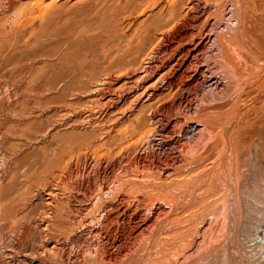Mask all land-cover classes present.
I'll list each match as a JSON object with an SVG mask.
<instances>
[{
  "label": "rangeland",
  "instance_id": "rangeland-1",
  "mask_svg": "<svg viewBox=\"0 0 264 264\" xmlns=\"http://www.w3.org/2000/svg\"><path fill=\"white\" fill-rule=\"evenodd\" d=\"M188 4L187 0H184L174 9L175 17H173L174 19L171 21V24L174 21L178 23L183 18L186 19L184 15L188 14V7H190ZM198 4L199 9L210 8L212 17L209 11V13H206L208 15H204L205 19L202 18L201 23H208L210 25V29H212V33L211 31L210 33L213 40L217 33L221 35L225 33H230L229 35L235 34L237 38L241 32L243 36L242 38H238H241L240 41L245 40L241 42L245 44L246 38L249 39L248 43L243 45L246 47V52L248 49L250 51L255 49V52L258 51L257 53H260V58L264 56V0H201ZM163 5L164 1L162 0H146L144 3L140 2V0H0V180H2L0 181V186L5 185L7 187L4 186L8 199V204H6L8 206L7 210L2 215L0 214L1 217H5V220L0 221V264H50V262L51 264H57L56 261H59L58 264H95L94 256L92 257L94 261L91 258L94 253L92 252L93 254L89 255L90 253L88 254V252L94 251L97 248L104 253L101 255L103 257L102 261H100V255H97L99 256V260L96 264H175L176 262L180 264H264L263 57L262 61L259 58V70H256L257 73H254V77L247 74L249 76L246 78L247 76L244 74V76H241V79L240 75H237L238 78L244 79L246 82V85H244V80L240 81L241 84L235 77L232 78L233 76L230 75L229 71H226L227 69L225 70L224 67L220 66V58L214 43L211 42L212 46L210 47L209 45V49L207 48L202 57L194 58L192 55H196L195 53L190 56L186 54L193 44L191 43L192 40L189 39L191 31H189L188 26L185 24L179 23L180 26L178 25L179 27L174 29L172 34L167 37L162 34L163 30L161 28L148 32L154 20L152 17L155 16L157 18L159 16V14L155 15V13ZM116 6L118 7L117 9H115ZM177 19L178 22L176 21ZM243 37L245 38L243 39ZM179 41H182V43ZM249 43L253 45L252 47H255L256 44V47L251 48ZM249 45L250 47L248 48ZM250 53H248V56ZM195 65L199 66L196 67L197 70ZM195 78H199L200 82ZM134 79L137 83H135ZM42 81L44 82L42 83ZM63 82L65 83L63 84ZM234 82H236L235 86ZM48 83L57 86L58 84L59 86L69 85L64 89L68 91L62 90L63 97H61V103L59 101L51 104L47 103L46 105L48 108H51L54 104L57 107L59 106V112L56 111L54 113V119H58L57 117H59V124L51 130V133L58 135L63 148L60 159V170L55 171V173L57 172L55 174L56 178L52 180L47 177V181H50L49 186L47 185L44 189H40L42 191L37 194L39 187L37 182L40 181V175L37 173L39 170V149L36 150V148H39L45 142L41 140L42 134L38 135L36 133L34 134L35 136L30 135L32 137L26 138L30 130L28 128L25 129L26 127L17 126L16 128L11 119H16L17 115L23 110L30 114L28 116L36 113L34 115L42 117L43 110L37 105V101L39 98L46 96L47 92L49 94L50 91H43L39 86H44L45 84L47 88L49 87ZM134 83L136 84L135 86L138 84L139 86H133ZM153 85L155 87L158 86L157 89L159 88L157 92L159 96L156 94L157 96L154 95V98L148 94V91L152 87L155 88ZM238 85H242L240 86L241 88H238ZM170 86H173L172 90ZM196 86L199 87L197 94H195L196 92H192L196 90ZM231 87H237V90H234L235 88L231 90ZM225 90L228 94L225 93ZM142 91L145 93L143 92L144 94L142 93L141 95ZM36 92L37 94L41 92L42 96H40L41 93L36 95ZM69 93L73 95L71 96ZM170 96L175 97L170 98ZM187 100L189 102L192 101L189 103L186 102ZM179 101L183 102V105L192 104V111H186L189 112L186 113V116L189 114L187 117L185 116V112L182 111L185 108H175L178 103L180 104ZM62 103L65 106H62ZM73 103L76 104V108L72 106L75 105ZM77 104L80 105L78 106ZM166 105L171 110L174 108L177 109V112L182 111L183 113L180 112L179 114V112H174L175 110L169 111V108L167 111L164 109ZM227 105L233 108V110H230ZM80 106H83V108ZM72 107L73 109L75 108V111L71 109ZM85 108L88 111L84 110ZM159 109L161 113L157 112ZM226 109L227 111H225ZM66 112L70 114L67 115ZM198 112H200L202 117H199V114L197 115ZM205 112L209 113V115L211 113L212 118L214 117L215 119H212ZM181 114L182 116H180ZM207 115L211 121L215 120L217 122V124L216 122L213 123L214 125L212 124L215 127L212 126L213 130H210L214 133L213 135L216 136V139L215 137H210L212 134L210 135L209 131H206L205 116ZM162 116L163 118H161ZM82 118H85V120L83 121ZM200 118L204 119L200 120ZM178 119L180 122H178ZM189 119L190 122L182 124V120L189 121ZM173 120L175 122H172ZM195 122L200 125L197 127H200L199 134H201H197L199 136H195L196 138L193 136L195 139L188 138L192 139L191 142L183 144L184 152L185 150L188 152H183L180 155H173L171 153L173 151H170V153L169 151H164L166 155L162 152H157L158 149L154 146V141L160 139L159 131L162 129L166 130L165 138H167L163 139L171 143L175 136V139L177 138V133L180 129H184L186 124L190 125ZM19 130L22 135L19 132L17 133ZM12 131L17 134H14ZM174 132L176 133L174 134ZM202 134H205L206 138L207 135L210 137L208 139L203 138L209 142H206L207 145L204 142L205 140L201 144L202 139L200 136ZM238 134L241 136H238ZM116 135L117 137H115ZM141 138H144V140ZM211 138L215 139V141L213 139L210 141L209 139ZM48 139L49 136L46 140ZM237 140L240 142H236ZM139 143L141 144L140 147L138 146ZM187 143L189 144V148H186L188 147ZM197 143L201 155L205 156L201 157L205 159L194 162L195 160L191 156L193 154H191L192 151L190 150ZM211 143L214 144L212 145ZM120 144L122 145L121 147ZM200 145L204 146L203 149L202 147L200 149ZM238 145L240 146L238 147ZM136 146L138 148H133ZM151 147L155 149L153 150ZM196 147L198 148V146ZM121 148H123V151L120 154ZM24 150L28 156L22 158L21 152ZM206 152L209 154H206ZM218 152L219 154H217ZM119 154L122 156L121 158ZM230 154L231 157H228ZM134 156L135 158H133ZM106 157H110V160L113 159L110 161ZM226 157L229 160L231 158L233 160H230L233 162L234 167L231 168L232 172L229 171L230 168H225L226 164V167H228L230 163L229 160H226L229 163L224 161ZM152 158L154 159L152 160ZM182 159L184 162L186 161L185 164L187 165L183 164ZM169 160L170 162L171 160L174 161V165L172 162L171 164L170 162H164ZM179 161H182V163L180 162L181 166ZM163 162L165 164L168 163L167 167ZM177 163H179L180 168L182 167L181 170L177 166ZM188 163L190 164L188 165ZM253 163L255 165L257 163L258 169ZM131 164L133 167H131ZM234 164H237L238 168L242 170V178H240L241 180H239L238 184L235 178L234 169L236 167ZM252 164L255 168H253ZM147 165H149V168L152 167L150 170L153 171H150ZM223 165L225 166L223 167ZM251 165L253 166L252 168ZM18 166H20V169ZM168 166L171 167L169 168ZM173 166L175 170H173ZM120 167L122 169H119ZM221 167L222 170L225 168L223 173L221 172L222 170H219ZM142 168H145L144 173ZM147 168L148 172L145 171ZM161 168L163 171L160 170ZM21 169L22 172H20ZM251 169L253 170L251 171ZM254 170L257 172H254ZM3 171L7 174L3 173ZM207 171L209 174H206ZM118 172H121V178L120 175L116 174ZM218 172H220L219 175ZM244 172L245 174L247 172L248 175L246 176ZM166 173L168 174V178L165 176ZM113 174L116 176H113ZM203 174L207 176V179H204L205 176ZM214 174L216 176L212 178ZM118 176L120 180L123 179V186H125L124 183L127 181L125 184L128 186L126 185L127 187H125L131 193H127L126 189H123L125 187L122 186L123 188H120L119 194L122 196L132 195V190L135 192L137 189L138 194L135 197L139 196L138 201L140 199L138 202V207L140 206L139 210L143 208L147 210L148 201L144 200H147L145 193L154 189L156 191H153V193H151L152 191L149 192L152 196L147 195V197L153 198L154 196L156 198L158 194L164 195V200L162 196V198L158 196L154 200L163 209L156 214H151L146 222H144L143 225L145 226L142 225L139 228V231L142 230L140 231L141 234L138 233V229L130 231V228L122 227V218L118 214V210L114 208L116 207V204H114L116 203V198L113 195L104 196V194H100L98 185L100 183L112 184L114 180H118ZM1 177L3 178L1 179ZM96 179L97 181H95ZM109 179L111 180L109 181ZM204 180L207 181L204 182ZM133 183L137 187L136 185H132ZM129 184L135 186V188L133 187L132 189V186ZM32 185H34L33 188ZM249 185L251 186V192L249 189H245L249 188ZM96 187L98 189L95 190ZM255 187H257L256 190H259L258 194ZM61 188L64 190L62 191ZM147 189L151 190L144 192ZM50 190L53 191L54 195L49 192ZM134 192L132 196L136 193ZM260 193L261 195H259ZM98 195L100 197L97 198ZM103 196L106 199L108 198V202L105 201L106 199ZM23 197L29 198L23 200ZM142 197L145 198L142 199ZM158 200H161L163 203ZM143 203L145 206H143ZM18 204L25 206L21 208ZM91 204L94 210L91 208ZM69 207L72 209L70 210ZM200 207L202 209L206 208L203 209L206 212L200 209ZM78 208L79 210H77ZM19 209H21L20 212ZM27 209L29 210L27 211ZM144 209L142 212H145ZM199 209L200 211H197ZM15 210L18 215L15 213ZM33 210H35V213H38L37 216L36 214H32V218L28 217V220H25L22 215ZM166 210L167 213L165 214ZM44 212L48 213L45 214ZM93 212L96 215L92 214ZM90 214L91 216H89ZM82 216L84 217L81 218ZM100 217L102 221L99 220ZM158 217L159 220H156ZM15 218L18 220H15ZM19 221L23 223L20 225L21 227L12 229V224L14 225L15 223L16 225ZM100 221H104V224ZM82 223L87 228L83 227ZM149 225L150 228L147 229ZM121 232L123 233L121 234ZM96 233L100 234L96 235ZM92 234L96 235L95 238ZM18 238L20 240H17ZM95 241L99 242L96 243ZM104 241L105 243H103ZM26 242L34 248H31L29 245L26 248L17 246L19 244H26ZM101 242L102 244H99ZM83 248L86 252H84ZM98 249L97 252L100 251ZM118 250H120V253ZM124 251L125 253H123ZM39 253L40 256L38 257ZM113 253L115 256H113ZM85 254H88V256ZM85 257L88 261L85 260ZM89 258L92 259V262Z\"/></svg>",
  "mask_w": 264,
  "mask_h": 264
},
{
  "label": "bare ground",
  "instance_id": "bare-ground-1",
  "mask_svg": "<svg viewBox=\"0 0 264 264\" xmlns=\"http://www.w3.org/2000/svg\"><path fill=\"white\" fill-rule=\"evenodd\" d=\"M162 1H164V5L161 7V9H159L158 11H157V13H155V15H157V14H159V16L156 18L155 16L154 17H152L154 20L152 21L153 23H151V28L150 29H148V32H153V31H156L157 29H160L161 28V30H163V35L165 36V37H167V36H169V35H171L172 34V32L174 31V29H176L177 27H179L180 25H179V23L181 24V23H183V24H185L186 26H188V29H189V31H191V35H189L188 33H187V35H189L190 36V40H192V44H193V46H192V48L191 49H189V50H187V52H186V54L188 55V56H190V55H192V54H196V55H192V56H194V58H199V56H203L204 54H205V52L207 51V48L209 47V45H210V47L212 46L211 44L212 43H214L215 45H216V49H217V54L219 55V63L221 64L220 66H222V67H224L225 68V70L228 72H230L229 74L230 75H232L233 77L232 78H236L237 80H238V82H240V81H243V80H241L242 78H241V76L243 75L244 76V74H246V78H248V76L249 75H253L252 77H254V73L256 72V70H259V65H258V61H260L259 60V58H260V56H259V54L260 53H257V52H255L256 50L254 49L253 51H252V53H250L251 51L248 49V51L246 52V47L245 46H243V45H245L246 43H248V38H246L247 40H246V42H245V44L243 43V42H241V41H245V40H241L240 41V39L242 38V34H241V32H240V35H238V37H241L239 40L236 38V36H235V34H232V35H229L228 33H225V34H216V37H215V39L213 40L212 39V36H211V33H212V29H210V25L208 24V23H205V24H202L201 23V21H202V18H204L205 19V17H204V15H208V14H206V13H209V11H210V8L209 7H207V9H205V8H203V9H199V1H201V0H187V3H189L188 5H190V7H188L189 8V11H188V14H185L184 15V17H186V19L185 18H183V17H181V18H183L180 22H178V19L176 20L178 23H175V21L173 22V24H171V21L174 19L173 17H175V13H174V9L178 6V5H180L184 0H162ZM140 2H142V3H144V2H146V0H140ZM148 2V1H147ZM161 2V1H160ZM204 3V2H203ZM208 3V2H207ZM120 4V3H119ZM206 4V3H205ZM205 4H204V6H205ZM209 4V3H208ZM213 4V3H212ZM201 5V4H200ZM207 5V4H206ZM119 6V5H118ZM149 6H151V5H149ZM202 7V6H201ZM118 7L116 6L115 7V9H117ZM208 8H209V10H208ZM203 10V11H202ZM134 11V10H133ZM179 13V12H178ZM210 14H211V11H210ZM210 14H209V16H210ZM164 16H166V18H164ZM211 17H212V14H211ZM237 23V22H236ZM202 24V26H200ZM211 24V23H210ZM179 25V26H178ZM181 26H183V25H181ZM184 27V26H183ZM200 27V28H199ZM186 28V27H185ZM212 28V27H211ZM108 29V28H107ZM179 29H181V28H179ZM183 29V28H182ZM159 31V30H158ZM157 31V32H158ZM210 31H211V33H210ZM241 31V30H240ZM161 32V31H160ZM183 32V31H182ZM187 32V31H186ZM194 32H196V33H194ZM160 34V33H159ZM161 34V35H162ZM180 34H183V33H180ZM236 34H237V32H236ZM153 35V34H152ZM165 37H163L164 39H165ZM175 37V36H174ZM173 37V38H174ZM184 37H186V36H184ZM144 38V37H143ZM188 38V37H187ZM186 38V39H187ZM214 38V37H213ZM245 37H243V39H244ZM161 39H162V37H161ZM164 39H163V41H164ZM181 39V38H180ZM140 40V39H139ZM160 40V39H159ZM172 40V39H171ZM188 40V39H187ZM187 40H185L186 42H187ZM251 40V39H250ZM162 41V40H161ZM173 41H174V39H173ZM214 41V42H213ZM139 42V41H138ZM168 42H170V41H168ZM167 42V43H168ZM179 42H181L182 43V41H179ZM184 42V41H183ZM212 42V43H211ZM250 42V41H249ZM161 43V42H160ZM167 43H164V44H167ZM255 43V42H254ZM250 44V43H249ZM160 45V44H159ZM162 46H163V44H161ZM214 45V46H215ZM251 45V48H255L256 47V44H255V47H252L253 45L252 44H250ZM250 45L248 46V48L250 47ZM180 46H182L181 44H180ZM169 47V46H168ZM244 47V48H243ZM156 48V47H155ZM155 48H154V50H155ZM250 48V49H251ZM165 49V48H164ZM209 49V48H208ZM244 49H245V51H244ZM160 50V49H159ZM162 51V50H161ZM247 54H246V53ZM161 53V52H160ZM165 53H168V52H165ZM234 53H235V55H234ZM248 53H250L249 54V56H248ZM185 54V55H186ZM163 56V55H162ZM168 56V55H167ZM171 56V55H170ZM169 56V57H170ZM184 56V55H183ZM70 57V56H69ZM263 57V60H264V56H262ZM262 57L260 58L261 59V61H262ZM148 58H150V57H148ZM148 58H146V59H148ZM180 58H182V57H180ZM160 59V58H159ZM163 59V58H162ZM193 59V58H192ZM184 60H185V58H184ZM163 61V60H162ZM162 61H161V63H162ZM180 61V60H179ZM182 61V60H181ZM190 61V60H189ZM189 61H188V63H189ZM205 61V60H204ZM148 63H149V61H147ZM151 62V61H150ZM156 62V61H155ZM88 63V62H87ZM178 63V62H177ZM151 64V63H150ZM149 64V65H150ZM154 64V63H153ZM157 64V63H156ZM56 65H58V64H56ZM60 65H61V63H60ZM155 65V64H154ZM172 65V64H171ZM262 65L264 66V61H263V63H262ZM153 66V65H152ZM157 66H158V64H157ZM190 66H191V64H190ZM198 66V65H197ZM196 65H195V68L197 67ZM75 67V66H74ZM146 67V66H145ZM150 67V66H149ZM188 67H189V65H188ZM192 67V66H191ZM199 67V66H198ZM76 68V67H75ZM151 68V67H150ZM159 68V67H158ZM174 68V67H173ZM258 68V69H257ZM140 69V68H139ZM146 69V68H145ZM152 70H154L153 68H152ZM156 70V69H155ZM191 70V69H190ZM196 70H197V68H196ZM202 70V69H201ZM142 71V70H141ZM147 71H149V70H147ZM188 71V70H187ZM186 71V72H187ZM144 72V71H143ZM154 72V71H153ZM147 73V72H146ZM257 73V72H256ZM150 74V73H149ZM148 74V75H149ZM162 74V73H161ZM199 74V73H198ZM247 74H249V75H247ZM81 75H82V73H81ZM137 75V74H136ZM187 75V74H186ZM186 75H185V77H186ZM202 75H205V74H202ZM208 75V74H207ZM237 75H240V78H238L237 77ZM190 76H191V74H190ZM214 76V75H213ZM77 77H78V74H77ZM80 77V76H79ZM82 77H83V75H82ZM134 77V76H133ZM140 77V76H139ZM197 77V76H196ZM200 77V76H199ZM205 77V76H204ZM160 78H162V77H160ZM245 78V79H246ZM250 79H251V77H249ZM130 79H132V78H130ZM137 79H139L140 80V78H138L137 77ZM142 79V78H141ZM185 79V78H184ZM193 79V78H192ZM198 82H200L199 81V78H195ZM253 79H255V78H253ZM252 79V80H253ZM85 80V79H84ZM133 80V79H132ZM131 80V81H132ZM135 80V79H134ZM168 80V79H167ZM187 80V79H186ZM204 80V79H203ZM249 79H247V81H248ZM136 81V80H135ZM134 81V82H135ZM185 81V80H184ZM183 81V82H184ZM250 81V80H249ZM44 81H42V83H43ZM46 82H47V80H46ZM174 82V81H173ZM186 82V81H185ZM219 82V81H218ZM237 82V83H238ZM244 82H245V80H244ZM253 82V81H252ZM65 82H63V84H64ZM133 83V82H132ZM135 83H137V81L135 82ZM133 84V86H135L136 84ZM139 83V82H138ZM159 83V82H158ZM157 83V84H158ZM169 83V82H168ZM187 83V82H186ZM236 82H234V86L236 85L235 84ZM241 83V82H240ZM248 83V82H247ZM250 83H251V81H250ZM254 83V82H253ZM35 84V83H34ZM49 84V83H48ZM129 84V83H128ZM155 84V83H154ZM162 84V83H161ZM171 84V83H170ZM176 84V83H175ZM216 84V83H215ZM233 84V83H232ZM231 84V86H233ZM239 84V83H238ZM242 84V83H241ZM244 84V83H243ZM31 85H32V83H31ZM152 85V84H151ZM172 85H174V84H172ZM185 85V84H184ZM211 85V84H210ZM244 85H246V82H245V84ZM243 85V86H244ZM29 86V85H28ZM27 86V87H28ZM37 86V85H36ZM41 86V85H40ZM39 86V88H41V90H45L46 92L47 91H50L49 92V94H47L46 93V96H44V97H41V98H39L38 99V101H37V105L39 106V107H41L42 108V110H43V113L40 111V113H42V117L41 116H38V115H34V114H36V113H34L33 115H31V116H28V115H30L28 112H26L25 110H23V111H21L17 116V118L16 119H11L12 120V122L16 125V128H17V126H19V127H26L25 129H29L30 131H29V133L27 134L28 135V137H26V135H25V137L26 138H28L29 139V136L30 135H34V134H42L41 135V140H43L44 142H45V144H43L42 143V146H40L39 148H36V150L37 149H39V170H38V174L40 175V181L39 182H37V184L39 185V187H38V192H37V194H39L41 191H40V189H44L47 185L49 186V184H50V181H47V177H49V178H51L52 180H54L55 178H56V176H55V174L57 173H55V171L56 170H60V159H61V155H62V145H61V141H60V138H58V135L57 134H55V133H51V130L52 129H54V128H56V126H57V124H59V117H57L58 119H54V116H55V114L54 113H56V111H58V108H59V106L57 107L55 104L51 107V108H48L46 105H47V103H49V104H51V103H56V102H59L60 100H61V97H63V95H62V90H64L66 87H68L69 85H61V86H59V84H58V86L57 85H50L49 84V87H45V84H44V86H41L40 87ZM46 86H48L47 84H46ZM130 86V85H129ZM137 86H139V84L137 85ZM137 86H135V87H137ZM154 87H155V85H153ZM240 86H242V85H240ZM239 85L237 86L238 88H241ZM43 87V88H42ZM134 87V88H135ZM142 87H144V86H142ZM141 87V88H142ZM147 87V86H146ZM158 87V86H157ZM157 87H155V88H153L152 87V89H150L148 92V94L150 95V97H152L153 96V98H154V95L155 96H157L158 94H157V92H158V89H157ZM159 87H160V84H159ZM171 87V86H170ZM173 87V86H172ZM172 87H171V90H172ZM176 87V86H175ZM237 87H231V90H237ZM35 88V87H34ZM128 88V87H127ZM132 88V87H131ZM145 88V87H144ZM148 88H149V86H148ZM151 88V87H150ZM168 88V87H167ZM178 88V87H177ZM176 88V89H177ZM180 88V87H179ZM191 88V87H190ZM37 89V88H36ZM133 89V88H132ZM146 89V88H145ZM161 89V88H160ZM170 89V88H169ZM175 89V90H176ZM70 90V89H69ZM73 90V89H72ZM71 90V91H72ZM75 90V89H74ZM80 90V89H79ZM81 90H83V89H81ZM89 90V89H88ZM147 90V89H146ZM194 90V89H193ZM230 90V89H229ZM35 91V90H34ZM38 91V90H37ZM65 91V90H64ZM63 91V92H64ZM66 91H68V90H66ZM65 91V92H66ZM71 91H70V93H71ZM145 91V90H144ZM144 91H142L141 92V95H142V93L144 92ZM181 91V90H180ZM199 91V87L198 86H196V90L195 91H192V92H196L195 94H197V92ZM217 91V90H216ZM79 92V91H78ZM89 92V91H88ZM100 92V91H99ZM159 92H162V91H159ZM188 92V91H187ZM191 92V91H190ZM224 92V91H223ZM227 91L225 90V93H226ZM229 92V91H228ZM231 92V91H230ZM39 93H41V92H39ZM39 93L37 94V92H36V95H39ZM69 93V94H70ZM80 93H81V91H80ZM84 93V92H83ZM82 93V94H83ZM86 93V92H85ZM139 93V92H138ZM145 93V92H144ZM143 93V94H144ZM174 93H175V91H174ZM180 93V92H179ZM224 93V94H225ZM79 94V93H78ZM77 94V95H78ZM81 94V95H82ZM157 94V95H156ZM194 94V95H195ZM199 94V93H198ZM219 94V93H218ZM226 94H228V93H226ZM225 94V95H226ZM44 95H45V93H44ZM71 95V94H70ZM73 95V94H72ZM71 95V96H72ZM85 95V94H84ZM89 95V94H88ZM87 95V96H88ZM134 95V94H133ZM174 95V94H173ZM175 95H176V93H175ZM200 95V94H199ZM40 96H42V93H41V95ZM75 96V95H74ZM136 96V95H135ZM146 96H148V95H146ZM159 96V95H158ZM219 96V95H218ZM80 97V96H79ZM84 97V96H83ZM138 97V96H137ZM140 97H142V96H140ZM172 96H170V98H171ZM175 97V96H174ZM174 97H172V98H174ZM193 97V96H192ZM197 97V96H196ZM75 98H77V97H75ZM82 98V97H81ZM81 98H79L80 100H81ZM152 98V99H153ZM185 98V97H184ZM187 98V97H186ZM190 98V97H189ZM29 99V98H28ZM78 99V98H77ZM139 99V98H138ZM71 100V99H70ZM134 100V99H133ZM136 100H137V98H136ZM192 101V100H191ZM190 101V102H191ZM62 101H60V103H61ZM89 102V101H88ZM88 102H86V103H88ZM132 102H134V101H132ZM138 102V101H137ZM140 102V101H139ZM171 102H172V100H171ZM180 102V104L178 103V105H177V107H175V108H185L184 110H182L183 112H185V116H186V113H189V112H186V111H192V104H186L185 102V104L186 105H183V102H181V101H179ZM186 102H189V100H187ZM189 102V103H190ZM69 103H71V102H69ZM193 103V102H192ZM66 104V103H65ZM72 104V103H71ZM73 104H75V103H73ZM134 104H136L135 102H134ZM172 104V103H171ZM32 105V104H31ZM35 105V104H34ZM69 105V104H68ZM68 105H66V106H68ZM78 105V104H77ZM80 105V104H79ZM78 105V106H79ZM133 105V104H132ZM137 105V104H136ZM135 105V106H136ZM194 105V104H193ZM229 105V104H228ZM227 105V106H228ZM38 106H37V108H38ZM62 106H65V105H63V103H62ZM73 107L75 106V108H76V104L75 105H72ZM88 106H89V104H88ZM87 106V107H88ZM184 106V107H183ZM231 106V105H230ZM233 106V105H232ZM47 107V108H46ZM73 107L71 108V109H73ZM81 107V106H80ZM79 107V108H80ZM161 107V106H160ZM159 107V108H160ZM37 108H36V111H37ZM40 108V109H41ZM66 108V107H65ZM74 108V109H75ZM81 108H83V106L81 107ZM89 108V107H88ZM168 108H169V111L171 110L170 109V107H168L167 105L166 106H164V109L165 110H167L168 111ZM228 108L230 109V110H233V108H230L229 106H228ZM39 109V110H40ZM63 109V108H62ZM70 109V108H69ZM73 109V110H74ZM91 109V108H90ZM157 109V108H156ZM163 109V110H164ZM21 110V109H20ZM27 110H28V108H27ZM60 110V109H59ZM64 110V109H63ZM84 110H87L86 108L84 109ZM83 110V111H84ZM135 110V109H134ZM160 110V109H159ZM157 111V112H160L161 113V110L160 111ZM164 110V111H165ZM174 112H177L176 110L177 109H172ZM171 110V111H172ZM194 110H195V108H194ZM32 111V110H31ZM36 111H34V112H36ZM75 111V110H74ZM79 111V110H78ZM88 111V110H87ZM154 111V110H153ZM182 111H178L179 112V114H180V112L181 113H183ZM225 111H227V109L225 110ZM59 112V111H58ZM64 112V111H63ZM86 112V111H85ZM152 112V111H151ZM156 112V111H155ZM177 112V113H178ZM194 112V111H193ZM229 112V111H228ZM28 113V114H27ZM30 113H32V112H30ZM65 113V112H64ZM63 113V114H64ZM67 113V112H66ZM75 113V112H74ZM82 113V112H81ZM87 113V112H86ZM89 113V112H88ZM170 113V112H169ZM205 113H207V112H205ZM212 113H214V112H212ZM230 113V112H229ZM38 114V113H37ZM58 114V113H57ZM62 114V113H61ZM68 114H70L69 112L67 113V115ZM72 114V113H71ZM77 114V113H76ZM151 114V113H150ZM155 114V113H154ZM168 114V113H167ZM199 114V115H198ZM208 115H209V113H207ZM66 115V114H65ZM79 115H81V114H79ZM89 115V114H88ZM156 115V114H155ZM166 115V114H165ZM170 115V114H169ZM184 115V114H183ZM189 115V114H188ZM187 115V116H188ZM197 115L200 117L201 115H200V112H198L197 113ZM202 115H203V112H202ZM208 115L207 116H205L206 118V120H205V122H203V123H205L206 124V131H209L208 133L211 135H213L214 133H212L211 131L213 130V127H215V126H213L214 124V122H216L215 120L212 122L211 121V119H210V117L212 118V116H211V113H210V117H208ZM220 115V114H219ZM229 115V114H228ZM227 115V116H228ZM63 116V115H62ZM61 116V117H62ZM83 116V115H82ZM173 116V115H172ZM175 116V115H174ZM180 116H182V114L180 115ZM186 116V117H187ZM68 117V116H67ZM71 117H72V115H71ZM153 117H155V116H153ZM152 117V118H153ZM160 117V116H159ZM159 117H158V119H159ZM190 117V116H189ZM202 117V116H201ZM69 118V117H68ZM161 118H163V116L161 117ZM175 118V117H174ZM198 118V117H197ZM214 118V117H213ZM212 118V119H213ZM227 118V117H226ZM80 119H81V117H80ZM83 119V118H82ZM158 119H157V121H158ZM191 119V118H190ZM190 119H189V121L187 120H182V124H185L184 122H190ZM199 119V118H198ZM202 119H204V118H202ZM201 118H200V120H202ZM215 119V118H214ZM85 120V118L83 119V121ZM153 120V119H152ZM176 120V119H175ZM63 121H66V120H63ZM177 121V120H176ZM192 121V120H191ZM58 122V123H57ZM61 122V121H60ZM70 122V121H69ZM75 122V121H74ZM76 122H80V121H76ZM89 122V121H88ZM172 122H175L174 120L172 121ZM178 122H180V120L178 119ZM178 122H176V123H178ZM198 122H200V121H198ZM83 123V122H82ZM87 123V122H86ZM176 123H173V124H176ZM65 124V123H64ZM67 124V123H66ZM72 124V123H71ZM78 124V123H77ZM181 124V125H182ZM202 124V123H201ZM213 124V125H212ZM216 124H217V122H216ZM188 124H186V127L184 128V129H178L179 130V132L177 133V138L175 139V137L173 138V141L171 142V143H169V141L168 142H166L163 138H165V133H167V131L166 130H164V129H162L161 131H159V137H160V139H156L157 141H154V146L158 149V151L157 152H162V153H164V151H169V153H170V151H173V152H171V153H173V155L175 154V155H180L181 153H183L184 152V149H183V144L185 143V142H191V140L195 137V136H199L200 134H199V129H200V127H197L199 124L197 123V122H195V123H191L190 125H188ZM185 126V125H184ZM200 126V125H199ZM203 126V125H202ZM213 126V127H212ZM50 127V128H49ZM172 127V126H171ZM176 127V126H175ZM178 127V126H177ZM204 127V126H203ZM202 127V128H203ZM173 128V127H172ZM178 128H181V127H178ZM201 128V129H202ZM212 128V129H211ZM174 129V128H173ZM177 129V128H176ZM186 129V130H185ZM204 129V128H203ZM168 130V129H167ZM175 130V129H174ZM173 130V131H174ZM205 130V129H204ZM204 130H203V132H204ZM211 130V131H210ZM25 131V130H24ZM23 131V132H24ZM12 132H14V131H12ZM20 133V130L19 131H17V133ZM54 132V131H53ZM59 132V131H58ZM57 132V133H58ZM108 132V131H107ZM177 132V131H176ZM176 132H174V134L176 133ZM201 132V131H200ZM211 132V133H210ZM17 133H15L14 132V134H17ZM105 133V132H104ZM108 133H110V132H108ZM21 134V133H20ZM24 134H26L25 132H24ZM170 134H172V133H170ZM173 134V135H174ZM197 134H199V135H197ZM19 135V134H18ZM22 135V134H21ZM185 135V136H184ZM210 136V137H215V139H216V136L215 135H213V136ZM237 135V134H236ZM240 134H238V136H239ZM35 136V135H34ZM48 136H49V139L48 140H46L47 138H48ZM194 136V137H193ZM241 136V135H240ZM30 137H32V136H30ZM115 137H117V135L115 136ZM142 137H144V136H142ZM158 137V138H159ZM171 137H172V135H171ZM178 137H179V139H178ZM206 138V136H205V134H202L201 136H200V138L202 139V141H201V144L203 143V140H205V139H203V138ZM210 137H208V135H207V138L206 139H208V138H210ZM219 137V136H218ZM110 138H111V136H110ZM113 138V137H112ZM167 138V137H166ZM165 138V139H166ZM188 138H192V139H188ZM196 138V137H195ZM194 138V139H195ZM230 138V137H229ZM228 138V139H229ZM141 139H143L144 140V138H141ZM213 138H211V139H209L210 141L212 140ZM215 139H213L214 141H215ZM219 139V138H218ZM217 139V140H218ZM223 139V138H222ZM233 139V138H232ZM238 139H239V137H238ZM32 140V139H31ZM39 140V139H38ZM142 140V141H143ZM147 140V139H146ZM188 140V141H187ZM221 140V139H220ZM42 141V142H43ZM141 141V142H142ZM195 141V140H194ZM219 141V140H218ZM222 141V140H221ZM234 141V140H233ZM239 140H237L236 142H238ZM120 142H121V140H120ZM127 142V141H126ZM150 142V141H149ZM205 142V144H206V142L207 143H209L208 141H204ZM213 142V141H212ZM229 142H231V141H229ZM240 142V141H239ZM247 142V141H246ZM40 143H41V141H40ZM118 143V142H117ZM123 143V142H122ZM143 143V142H142ZM144 143H145V141H144ZM214 143H216V142H214ZM213 143V144H214ZM94 144V143H93ZM135 144V143H134ZM194 144V143H193ZM205 144H203L204 146H205ZM212 144V143H211ZM212 144V145H213ZM227 144H229V143H227ZM226 144V145H227ZM234 144V143H233ZM14 145V144H13ZM125 145V144H124ZM140 143H139V147H140ZM143 145H145V144H143ZM176 145V146H175ZM187 145H188V147H186V145H184L186 148H189V144L187 143ZM207 145V144H206ZM218 145V144H217ZM216 145V146H217ZM220 145V144H219ZM87 146V145H86ZM122 145L120 144V147H121ZM128 146V145H127ZM126 146V147H127ZM132 146H134V145H132ZM147 146V145H146ZM146 146H145V148H146ZM149 146V145H148ZM175 146V147H174ZM190 146H193V145H190ZM196 146H198V148L196 147ZM195 147H196V149H195V147L193 146V148L190 150V151H192L191 152V154H193V155H191L192 157H193V159L195 160L194 162H197V161H202L203 159H205V158H202L204 155L202 154L201 155V152L198 150L199 149V145H198V143H197V145H196ZM204 146H201L200 145V149H201V147H202V149H203V147ZM234 146V145H233ZM240 145H238V147H239ZM79 147V146H78ZM77 147V148H78ZM89 147V146H88ZM125 147V146H124ZM152 147H153V145H152ZM151 147V148H152ZM178 147H180V148H178ZM220 147V146H219ZM219 147H217V148H219ZM232 147V146H231ZM230 147V148H231ZM133 148H138L137 146L136 147H133ZM149 148V147H148ZM221 148V147H220ZM10 149H12V148H10ZM87 149V148H86ZM122 150H120L121 152H119L120 154L122 153V151H123V148H121ZM125 149V148H124ZM142 149V148H141ZM153 149V148H152ZM155 149V148H154ZM153 149V150H154ZM210 149H211V147H210ZM214 149H216V148H214ZM240 149V148H239ZM27 150V149H26ZM36 150H34V151H36ZM71 150V149H70ZM74 150V149H73ZM127 150V149H126ZM137 150V149H136ZM149 150V149H148ZM219 150V149H218ZM130 151V150H129ZM128 151V152H129ZM142 151H143V149H142ZM141 151V152H142ZM187 150H185V152H186ZM208 151V150H207ZM38 152V151H37ZM68 152V151H67ZM88 152V151H87ZM106 152V151H105ZM133 152V151H132ZM144 152V151H143ZM156 152V153H157ZM175 152H177V153H175ZM184 152V153H185ZM188 152V151H187ZM209 152V151H208ZM208 152H206V154H209ZM241 152V151H240ZM22 153V155H21V157L23 158V157H27L28 155L26 154V151L24 150V151H22L21 152ZM36 153V152H35ZM110 153H113V152H110ZM118 153V152H117ZM134 153H135V151H134ZM134 153H133V155H134ZM146 153V152H145ZM211 153H212V151H211ZM210 153V154H211ZM232 153V152H231ZM68 154V153H67ZM119 154V155H120ZM165 154V153H164ZM217 154H219V152L217 153ZM244 154V153H243ZM69 155H70V153H69ZM68 155V156H69ZM89 155V154H88ZM111 156H112V154H110ZM116 155V154H115ZM127 155H129L128 153H127ZM166 155V154H165ZM168 155V154H167ZM212 155V154H211ZM74 156V155H73ZM77 156V155H76ZM108 156V155H107ZM114 156V155H113ZM117 156H118V154H117ZM126 156V155H125ZM130 156V155H129ZM128 156V157H129ZM145 156H146V154H145ZM160 156V155H159ZM202 156V157H201ZM207 156V155H206ZM208 156H210V155H208ZM116 157V156H115ZM120 158L122 157L121 155L119 156ZM127 157V158H128ZM132 157V156H131ZM205 157V156H204ZM228 157H231V154L228 156ZM81 158V157H80ZM106 158H108V157H106ZM119 158V159H120ZM133 158H135V156L133 157ZM132 158V159H133ZM145 158V157H144ZM155 158V157H154ZM154 158H152V160L154 159ZM167 158H169V157H167ZM176 158V157H175ZM109 160H110V157L108 158ZM113 159V158H112ZM111 159V160H112ZM118 159V158H117ZM137 159H138V157H137ZM142 159V158H141ZM174 159V158H173ZM176 159H178V158H176ZM202 159V160H201ZM110 160V161H111ZM131 160V159H130ZM157 160V159H156ZM175 160V159H174ZM183 160V159H182ZM197 160V161H196ZM226 160H229V159H227V157H226V159L224 160V161H226ZM230 160H232V158L230 159ZM229 160V161H230ZM116 161V160H115ZM118 161V160H117ZM136 161V160H135ZM135 161H133L134 163H135ZM151 161V160H150ZM233 161V160H232ZM252 161H254V160H252ZM125 162H127V161H125ZM143 162V161H142ZM141 162V163H142ZM159 162V161H158ZM164 162H170V160L169 161H164ZM163 162V164H165ZM171 162L173 163L174 161H172L171 160ZM171 162H170V164H171ZM182 163V161H179V163ZM183 162H184V160H183ZM186 162V161H185ZM185 162L183 163L184 165H187V164H185ZM188 162V161H187ZM193 162V163H194ZM204 162V161H203ZM226 162H228V161H226ZM102 163V162H101ZM130 163H132V162H130ZM138 163H139V161H138ZM167 163V164H168ZM179 163H177V166L179 167ZM181 163H180V166H181ZM229 163V162H228ZM17 164V163H16ZM122 164V163H121ZM129 164V163H128ZM135 164H137V163H135ZM144 164V163H143ZM142 164V165H143ZM154 164V163H153ZM152 164V165H153ZM157 164H159V163H157ZM167 164H165V166L167 165ZM190 163H188V165H189ZM202 164V163H201ZM240 164H242V163H240ZM254 165H255V163H253ZM252 164V165H253ZM19 165V164H18ZM130 165V164H129ZM145 165V164H144ZM143 165V166H144ZM155 165V164H154ZM153 165V166H154ZM173 165H174V163H173ZM244 165V164H243ZM248 165H250V163H248ZM251 165V168L254 166H252ZM14 166H15V164H14ZM21 166V165H20ZM20 166H18V168L20 167ZM118 166V165H117ZM122 167H123V165H121ZM139 166V165H138ZM149 165H147V167H148ZM164 166V165H163ZM163 166H160V167H163ZM225 165H223V167H224ZM226 166H227V164H226ZM225 166V168H230V172H232L231 171V168H234L233 167V162H231L230 161V163L228 164V167H226ZM234 166L236 167L235 169H234V171H235V178H236V182H237V184L240 182L239 180H241L240 178H242V175H241V172H242V170H240L239 168H238V165L237 164H234ZM256 167H257V163H256V165H255ZM255 166L253 167V168H255ZM131 167H133V165L131 164ZM142 167V166H141ZM167 167V166H166ZM169 168L171 167V166H168ZM175 167H176V165H175ZM185 167V166H184ZM240 168H241V166H239ZM243 167V166H242ZM246 167V166H245ZM260 167V166H259ZM262 167V166H261ZM12 168V167H11ZM10 168V169H11ZM125 168V167H124ZM127 168H128V166H127ZM134 168H135V166H134ZM134 168H132V169H134ZM136 168H137V165H136ZM149 168V167H148ZM148 168L145 170V171H147L148 170ZM152 167H150L149 168V170L151 169ZM182 168V167H181ZM181 168L179 167V169L181 170ZM225 168L223 169L224 171H225ZM20 169V168H19ZM119 169H122L121 167L119 168ZM126 169V168H125ZM138 169V168H137ZM143 169V173H144V169L145 168H142ZM177 169V168H176ZM242 169V168H241ZM249 169H250V167H249ZM257 169H258V167H257ZM262 169V168H261ZM260 169V170H261ZM4 170V169H3ZM124 170V169H123ZM127 170V169H126ZM129 170H131L130 168H129ZM140 170V169H139ZM158 170H159V168H158ZM160 170H162V168L160 169ZM173 170H175V168H174V166H173ZM219 170H222V167L221 168H219ZM223 170L221 171L222 173H223ZM233 170V169H232ZM253 169H251V171H252ZM6 171V170H5ZM5 171H3V173H5V174H7ZM31 171V170H30ZM115 171H117V170H115ZM125 171V170H124ZM124 171H123V173H124ZM150 171H153V170H150ZM149 171V172H150ZM163 171V170H162ZM162 171H160V172H162ZM246 171V170H245ZM256 170H254V172H255ZM259 171V170H258ZM262 171V170H261ZM20 172H22V169H21V171ZM28 172V171H27ZM127 172V171H126ZM125 172V173H126ZM131 172V171H130ZM148 172V171H147ZM170 172V171H169ZM169 172H167V173H169ZM171 172H172V170H171ZM170 172V173H171ZM249 172H250V170H249ZM253 172V173H254ZM257 172V171H256ZM14 173V172H13ZM18 173V172H17ZM29 173V172H28ZM121 173V172H120ZM120 173L118 172V173H116L117 175H120ZM133 173H135V172H133ZM163 173V172H162ZM166 173V177H167V174ZM217 173V172H216ZM219 173L220 172H218V175H219ZM225 173V172H224ZM227 173H229V172H227ZM262 173V172H261ZM4 174V175H5ZM161 174V173H160ZM206 174H209L208 173V171L206 172ZM232 174V173H231ZM244 174H245V172H244ZM250 174V173H249ZM3 175V174H2ZM9 175V174H8ZM51 175V176H50ZM58 175V174H57ZM106 175V174H105ZM246 176L248 175L247 174V172H246V174H245ZM252 175V174H251ZM263 175V174H262ZM16 176H17V174H16ZM15 176V177H16ZM25 176V175H24ZM30 176H32V175H30ZM30 176H28V178H30ZM107 176V175H106ZM109 176V175H108ZM113 176H116V175H114L113 174ZM164 175H163V178L165 177ZM203 176H205L204 174H203ZM202 176V177H203ZM216 175L214 174V176H212V178H214ZM232 176V175H231ZM6 177H8V176H6ZM5 177V178H6ZM23 177V176H22ZM249 177V176H248ZM251 177V176H250ZM3 177H1V179H2ZM110 178V177H109ZM112 178V177H111ZM116 178V177H115ZM114 178V179H115ZM120 178H121V175H120ZM120 178H119V176H118V180H114L113 181V183L112 184H105V183H100V181H99V189H100V194H104V196L105 195H113L114 196V198H116L115 200V202L116 203H114V204H116V207H114L115 209H117L118 210V214L120 215V217L122 218V222H121V225H122V227H127V228H130V231H132V229L133 230H137L138 229V231H139V228L140 227H142V225L144 224V222H146V220L151 216V214H156L157 212H159V211H161L162 209H163V207H161V205L159 204V203H157V202H155L154 200L155 199H157V197L158 196H162L163 197V200L165 199L164 198V195L162 194V195H157L156 196V198H154V196H153V198L152 197H147V195H150V193L149 192H151L152 190V188H153V186H152V188L151 189H147V190H145L144 192H146V191H149V190H151V191H149L148 193H145L146 194V198H147V200L146 199H144L143 197H142V199H144L145 201H148V207H147V210L146 209H144L143 208V206H145L144 205V203H143V206H141V208H143L144 210H145V212H142L143 211V209L142 210H139V207H138V202L140 201V199H139V201H138V197H135L136 196V194H138V191H136L135 190V192L132 190V195H133V192L135 193L134 194V196H132V195H128V196H122L121 194H119V191H120V188H123V187H125L127 184H125V183H127V181H125V179H124V181H125V183H124V185L125 186H123V179H121L120 180ZM168 178V177H167ZM204 178V177H203ZM258 178V177H257ZM9 179V178H8ZM103 179H105V178H103ZM165 179V178H164ZM202 179V178H201ZM204 179H207V176H205V178ZM30 180V179H29ZM36 180V179H35ZM101 180V179H100ZM111 179H109V181H110ZM212 180V179H211ZM245 180V179H244ZM256 180V179H255ZM0 181H2V180H0ZM14 181H16L15 179H14ZM95 181H97V179L95 180ZM207 181V180H206ZM205 180H204V182H206ZM250 181H251V178H250ZM261 181V180H260ZM259 181V182H260ZM30 182V181H29ZM102 182H104V181H102ZM247 182V181H246ZM249 182V181H248ZM5 183V182H4ZM9 183V182H8ZM52 183V182H51ZM95 183V182H94ZM109 183V182H108ZM261 183H263L262 181H261ZM138 184V183H137ZM151 184V183H150ZM149 184V185H150ZM233 184H234V182H233ZM246 184V183H245ZM249 184V183H248ZM247 184V185H248ZM251 184V183H250ZM16 185H19V184H16ZM54 185V184H53ZM96 186H97V184H95ZM129 185H131V184H129ZM132 185H136L135 183H133ZM131 185V186H132ZM247 185H245V186H247ZM5 186V185H4ZM4 186H0V214L2 215V213H4L6 210H7V208H8V206L6 205V204H8V199H7V197H6V193H5V187ZM33 186L34 185H32V188H33ZM123 186V187H122ZM128 186V185H127ZM126 186V187H127ZM130 186V187H131ZM139 186H140V184H139ZM151 186V185H150ZM16 187H18V186H16ZM53 187V186H52ZM59 187V186H58ZM126 187L125 188H123V189H126ZM133 187L135 188V186H132V189H133ZM136 187H137V185H136ZM263 187V186H262ZM7 188V187H6ZM22 188V187H21ZM97 187L95 188V190L96 189H98ZM256 188L257 187H255V190H256ZM259 188H261V187H259ZM258 188V189H259ZM18 189V188H17ZM58 189V188H57ZM227 189V188H226ZM245 189H251V186L249 185V188H245ZM252 189H253V187H252ZM11 190V189H10ZM61 190H62V188H61ZM64 190V189H63ZM62 190V191H63ZM71 190V189H70ZM44 191V190H43ZM66 191V190H65ZM126 191H127V189H126ZM153 191H156V190H154L153 189ZM153 191L151 192V193H153ZM230 191H231V188H230ZM257 191V194L259 193V190H256ZM263 191V190H262ZM261 191V192H262ZM51 194L53 193V191L52 190H50L49 191ZM68 192V191H67ZM95 192V191H94ZM121 192H122V190H121ZM125 192V191H124ZM129 192V194H131L130 193V190H128L127 191V193ZM250 192H251V190H250ZM96 193H97V191H96ZM160 193V192H159ZM255 193V192H254ZM253 193V194H254ZM264 193V192H263ZM15 194H18V193H15ZM15 194H13V195H15ZM70 194V193H69ZM95 194V193H94ZM97 194H99V193H97ZM139 194H141V193H139ZM143 194V193H142ZM144 194V195H145ZM154 194H155V192H154ZM256 194V193H255ZM34 195V194H33ZM53 195H54V193H53ZM92 195H93V193H92ZM259 195H261V193L259 194ZM263 195V194H262ZM66 196H67V194H66ZM103 196V198H105L106 199V197H104ZM150 196H152V195H150ZM15 198H16V196H14ZM50 197V196H49ZM52 197H54V196H52ZM92 197V196H91ZM95 197V196H94ZM98 197H100V195H98L97 196V198ZM141 197V196H140ZM159 197V198H160ZM161 197V198H162ZM263 197V196H262ZM10 198V197H9ZM22 198V197H21ZM27 198H29V197H27ZM26 197H23V200L24 199H27ZM39 198H40V195H39ZM67 198V197H66ZM89 198H90V196H89ZM96 198V197H95ZM102 198V200H104ZM17 199V198H16ZM16 199H15V201H16ZM68 199H70V198H68ZM108 199V198H107ZM105 200V201H107L108 202V200ZM111 200H112V198H110ZM109 199V200H110ZM141 199V200H142ZM168 199V198H167ZM10 200V199H9ZM56 200V199H55ZM76 200V199H75ZM89 200H91V199H89ZM95 200V199H94ZM94 200H93V202H94ZM14 201V200H13ZM32 201V200H31ZM78 201H80V200H78ZM158 201H161V200H158ZM93 202H92V204H93ZM162 202V201H161ZM160 202V203H161ZM167 202V201H166ZM169 202H170V199H169ZM18 203V202H17ZM34 203V202H33ZM89 203V202H88ZM91 203V202H90ZM95 203V202H94ZM142 203V202H141ZM163 203V202H162ZM23 204V203H22ZM21 204V205H22ZM92 204L90 205L91 206V208L93 209L94 207L92 206ZM99 204V203H98ZM103 204V203H102ZM105 204V203H104ZM123 204H125L124 206H123ZM165 204H167V203H165ZM192 204V203H191ZM26 205H27V203H26ZM41 205V204H40ZM65 205V204H64ZM162 205H164V204H162ZM170 205V204H169ZM18 206H20L19 204H18ZM17 206V207H18ZM25 205H22V206H20L21 208L22 207H24ZM33 206H35V205H33ZM38 206V205H37ZM67 206V205H66ZM147 206V205H146ZM10 207H11V205H10ZM62 207V206H61ZM95 207H97V205H95ZM101 207V206H100ZM103 207V206H102ZM108 207V206H107ZM170 207V206H169ZM5 208V209H4ZM13 208V207H12ZM26 208V207H25ZM104 208V207H103ZM111 208V207H110ZM199 208V207H198ZM198 208H196V209H198ZM11 209V208H10ZM46 209H47V206H46ZM51 209V208H50ZM53 209V208H52ZM57 209H59V208H57ZM57 209H55V210H57ZM69 209H70V207H69ZM72 209V208H71ZM70 209V210H71ZM96 209V208H95ZM115 209H112V210H115ZM200 209H202L201 207H200ZM200 209L199 210H197V211H200ZM203 209H206V208H203ZM202 209V210H203ZM20 210L21 209H19V212H20ZM29 209H27V211H28ZM41 210V209H40ZM61 210V209H60ZM77 210H79V208L77 209ZM89 210H91V209H89ZM94 210V209H93ZM111 210V209H110ZM168 210V209H167ZM167 210H166V212H165V214L167 213ZM171 211H172V209H170ZM11 211H13L12 209H11ZM23 211V210H22ZM34 211V212H33ZM33 211H31V212H28L27 214L25 213V214H23L22 216L24 217V219L25 220H28L27 218L28 217H30V218H32V214H36V216H37V214L38 213H35V210H33ZM38 211V210H37ZM47 211V210H46ZM62 211V210H61ZM67 211H69V210H67ZM104 211V210H103ZM102 211V212H103ZM164 211H165V208H164ZM169 211V210H168ZM204 211V210H203ZM18 212V213H19ZM23 212H25V211H23ZM22 212V213H23ZM40 212V211H39ZM65 212V211H64ZM63 212V213H64ZM99 212V211H98ZM116 212V211H115ZM204 212H206V211H204ZM208 212V211H207ZM15 213H16V210H15ZM45 213V212H44ZM46 213H48V212H46ZM45 213V214H46ZM72 213H73V211H72ZM75 213V212H74ZM82 213H83V210H82ZM90 213V212H89ZM105 213H108V212H105ZM112 213V212H111ZM117 213V212H116ZM17 214V213H16ZM20 214V213H19ZM68 214V213H67ZM66 214V215H67ZM92 214H94V215H96L94 212L92 213ZM100 214V213H99ZM110 214V213H109ZM1 215H0V221H3V220H5V217H1ZM9 215V214H8ZM18 215V214H17ZM21 215V214H20ZM39 215H40V213H39ZM50 215V214H49ZM83 215V214H82ZM93 215V216H94ZM114 215H116V214H114ZM11 216V215H10ZM34 216V215H33ZM44 216H46V215H44ZM47 216H48V214H47ZM70 216V215H69ZM89 216H91V214L89 215ZM101 216V215H100ZM117 216V215H116ZM160 216V215H159ZM196 216H197V214H196ZM41 217V216H40ZM39 217V218H40ZM84 216H82L81 218H83ZM99 217V216H98ZM97 217V218H98ZM104 217H105V215H104ZM107 217V216H106ZM29 218V219H30ZM33 218H35V217H33ZM47 218V217H46ZM54 218H55V216H54ZM63 218H65V217H63ZM90 218V217H89ZM88 218V219H89ZM94 218H96V217H94ZM93 218V219H94ZM112 218V217H111ZM118 218V217H117ZM22 219V218H21ZM37 219V218H36ZM41 219V218H40ZM43 220H44V218H42ZM56 219V218H55ZM68 219V218H67ZM91 219H92V217H91ZM114 219V218H113ZM116 219V218H115ZM15 220H18V219H16L15 218ZM25 220H22V221H25ZM39 220V219H38ZM59 220H60V217H59ZM96 220V219H95ZM99 220H101L102 221V219H101V217L99 218ZM117 220V219H116ZM116 220H114L115 222H116ZM119 220V219H118ZM150 220V219H149ZM156 220H159V217L156 219ZM32 221V220H31ZM41 221V220H40ZM62 221H63V219H62ZM92 221H94V220H92ZM91 221V222H92ZM100 221V222H101ZM112 221V220H111ZM27 222V221H26ZM82 222V221H81ZM96 222V221H95ZM90 223V222H89ZM99 223V222H98ZM98 223H97V225H98ZM101 223H103L104 224V221L103 222H101ZM23 223L22 222H20L19 221V223L17 224L16 223V225H15V223H14V225L12 224V229H16L17 227L19 228V227H21L20 225H22ZM33 225H34V223H32ZM31 224V225H32ZM86 224V223H85ZM93 224V223H92ZM103 224H100V225H103ZM113 224V223H112ZM117 224H120V223H117ZM148 224V223H147ZM36 226H37V224H35ZM82 225H83V223H82ZM91 225V224H90ZM35 226V227H36ZM73 226V225H72ZM106 226V225H105ZM143 226H145V225H143ZM83 227H86V226H84L83 225ZM82 227V228H83ZM108 227V226H107ZM110 227V226H109ZM114 227V226H113ZM71 228V227H70ZM87 228V227H86ZM86 228H84V229H86ZM97 228H99V227H97ZM150 228V225H149V227H147V229H149ZM9 229V228H8ZM38 229V228H37ZM46 229V228H45ZM89 229H90V227H89ZM94 229V228H93ZM103 229V228H102ZM102 229H100V230H102ZM109 229V228H108ZM122 229V228H121ZM146 229V228H145ZM202 229V228H201ZM39 230V229H38ZM44 230V229H43ZM104 230H106L107 231V229H105L104 228ZM103 230V231H104ZM120 230V229H119ZM12 231V230H11ZM82 231V230H81ZM89 231V230H88ZM98 231V230H97ZM96 231V232H97ZM105 231V232H106ZM110 231H111V229H110ZM137 231V232H138ZM140 231H142V230H140ZM140 231L138 232V233H140ZM144 231V230H143ZM146 231V230H145ZM149 231V230H148ZM204 231V230H203ZM21 232V231H20ZM51 232V231H50ZM91 232V231H90ZM95 232V231H94ZM99 232V231H98ZM100 232H102V231H100ZM115 232V231H114ZM186 232V231H185ZM21 233H23V232H21ZM35 233V232H34ZM106 233H108V232H106ZM113 233V232H112ZM123 232H121V234H122ZM24 234V233H23ZM31 234V233H30ZM97 234H100V233H96V235ZM105 234V233H104ZM103 234V235H104ZM120 234V235H121ZM128 234V233H127ZM136 234V233H135ZM141 234V233H140ZM93 235V234H92ZM95 235V236H96ZM114 235V234H113ZM21 236V235H20ZM31 236V235H30ZM34 236V235H33ZM94 236V235H93ZM95 236H94V238H95ZM129 236H130V234H129ZM129 236H127V237H129ZM137 236H139V234H137ZM103 237V236H102ZM131 237V236H130ZM133 237H135V236H133ZM140 237V236H139ZM101 238V237H100ZM105 238V237H104ZM119 238H121V237H119ZM123 238V237H122ZM33 239V238H32ZM114 239V238H113ZM130 239V238H129ZM17 240H20L19 238L17 239ZM29 241H30V239H28ZM34 240V239H33ZM39 240V239H38ZM95 240H98V239H95ZM132 240V239H131ZM135 240L136 241H138L136 238H135ZM23 241V240H22ZM100 241V240H99ZM99 241H95L96 243H98ZM103 241V240H102ZM113 241V240H112ZM111 241V242H112ZM126 241V240H125ZM133 241V240H132ZM131 241V242H132ZM136 241H134V242H136ZM14 242V241H13ZM19 242V241H18ZM38 242V241H37ZM121 242H122V240H121ZM20 243V242H19ZM34 243V242H33ZM103 243H105V241L103 242ZM107 243V242H106ZM115 243V242H114ZM39 244V243H38ZM99 244H102V242L101 243H99ZM117 244V243H116ZM119 244V243H118ZM136 244H139V243H136ZM17 245V244H16ZM27 245H29V244H27V242H26V244H23V245H21V244H19V245H17V246H21V247H23V248H26L27 247ZM31 245V244H30ZM29 245V246H30ZM133 245V244H132ZM42 246V245H41ZM100 246V245H99ZM99 246H97V247H99ZM108 246V245H107ZM112 246V245H111ZM115 246V245H114ZM127 246V245H126ZM31 247V246H30ZM103 247V246H102ZM102 247H100L101 249H102ZM104 247H105V245H104ZM118 247H119V245H118ZM133 247H135V246H133ZM31 248H34V247H31ZM37 248V247H36ZM36 248H35V250H36ZM39 248V247H38ZM89 248V247H88ZM106 248V247H105ZM109 248V247H108ZM130 248H132L131 246H130ZM129 247H128V249H130ZM29 249V248H28ZM84 249V248H83ZM83 249H81V250H83ZM98 249V248H97ZM97 249H95L94 251H89L88 252V254L89 255H92L93 253H94V255H92L91 256V258L93 257V258H95V264L96 263H98L97 261L99 260L98 258H99V256H97V255H100V261H102V253H104V252H102L100 249H98V250H100L99 252H97ZM114 249V248H113ZM116 249H118V248H116ZM123 249H124V247H123ZM27 250V249H26ZM33 250V249H32ZM79 250V249H78ZM85 250V249H84ZM127 250V249H126ZM15 251V250H14ZM76 251V250H75ZM88 251V250H87ZM104 251V250H103ZM119 251V253H120V250H118ZM36 252V251H35ZM46 252V251H45ZM84 252H86V250L84 251ZM93 252V253H92ZM109 252V251H108ZM111 252V251H110ZM114 252V251H113ZM73 253V252H72ZM76 253V252H75ZM92 253V254H91ZM123 253H125V251L123 252ZM10 254V253H9ZM15 254V253H14ZM78 254V253H77ZM88 254H85V255H87L88 256ZM108 254H110V253H108ZM114 254V253H113ZM18 255V254H17ZM33 255H35V254H33ZM73 255V254H72ZM71 255V256H72ZM82 255V254H81ZM107 255V254H106ZM112 255V254H111ZM8 256V255H7ZM37 256V255H36ZM40 256V253H39V255H38V257ZM76 256V255H75ZM86 256V257H87ZM113 256H115V254L113 255ZM86 257H85V260H87L86 259ZM90 257V256H89ZM109 257H111V256H109ZM108 257V258H109ZM92 258V259H93ZM97 258V259H96ZM114 258V257H113ZM116 258V257H115ZM120 258V257H119ZM48 259V258H47ZM90 259V258H89ZM92 259H90L91 260V262H92ZM112 259V258H111ZM121 259V258H120ZM119 259V260H120ZM53 260V259H52ZM75 260V259H74ZM80 261V260H79ZM88 261V260H87ZM86 261V262H87ZM93 261H94V259H93ZM107 261H109V260H107ZM106 261V262H107ZM54 262V261H53ZM59 262V261H58ZM58 262L56 261V263L58 264ZM104 262V261H103ZM61 263V262H60ZM90 263V262H89ZM94 263V262H93ZM50 264H51V262H50ZM103 264V263H102ZM105 264V263H104ZM175 264H180V263H175Z\"/></svg>",
  "mask_w": 264,
  "mask_h": 264
}]
</instances>
